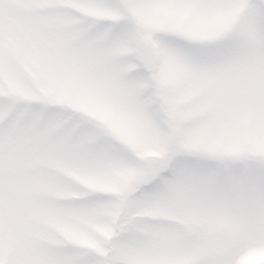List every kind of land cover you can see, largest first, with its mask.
<instances>
[{
    "label": "snow or ice",
    "instance_id": "1",
    "mask_svg": "<svg viewBox=\"0 0 264 264\" xmlns=\"http://www.w3.org/2000/svg\"><path fill=\"white\" fill-rule=\"evenodd\" d=\"M0 264H264V0H0Z\"/></svg>",
    "mask_w": 264,
    "mask_h": 264
}]
</instances>
